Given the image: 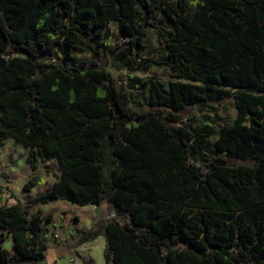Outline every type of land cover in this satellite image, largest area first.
<instances>
[{"label":"trees","instance_id":"16d2710c","mask_svg":"<svg viewBox=\"0 0 264 264\" xmlns=\"http://www.w3.org/2000/svg\"><path fill=\"white\" fill-rule=\"evenodd\" d=\"M157 10L171 24L160 64L173 80H150L144 105L95 59L42 55L59 42L67 57L85 50L110 23L114 49L139 55ZM227 98L233 124L219 128L213 155L193 160L213 126L186 118ZM4 138L28 148L30 169L57 163L36 203L106 205V218L74 230L71 252L103 234L104 264H264V0H0ZM48 241L20 201L0 205V264H39Z\"/></svg>","mask_w":264,"mask_h":264},{"label":"rangeland","instance_id":"374dc122","mask_svg":"<svg viewBox=\"0 0 264 264\" xmlns=\"http://www.w3.org/2000/svg\"><path fill=\"white\" fill-rule=\"evenodd\" d=\"M174 0H167L173 3ZM154 27L147 28L144 49L139 55L134 50L114 49L118 31L114 23H110L104 33L92 38L86 43L85 50H72L70 56H65V46L62 42L53 45L49 50L42 52L47 61H86L97 60L109 70L120 82L125 83L131 100L135 105H144L146 102V86L150 80H155L163 87L167 86L171 77L168 66L160 64L167 61L164 47V36L171 31V24L164 14L157 10L154 18ZM109 37L108 45H103V40ZM236 117V109L232 98L217 102H210L206 106L193 110L186 118V123L191 129L197 128L202 122L209 121L213 126L212 135L205 140L202 149L197 154H192V159L200 161L215 153L214 142L218 137L222 125H232ZM28 148L23 147L11 138H4L0 142V195L4 201L0 205H11L17 200L22 202L28 213L37 216L44 234L49 240V248L45 259L39 264H80L76 253L90 264H104L103 250L105 239L99 234L94 240L79 245L77 250L71 252L68 244L75 224L80 228H89L94 221L104 215H98L92 205H77L71 202L50 200L45 204L34 201V197L45 191L58 177L59 170L54 159L46 161L37 160L34 169L25 163ZM41 179L30 191H22L23 184L31 177ZM108 212L106 211V214ZM61 214V215H60ZM68 217L77 219V223ZM75 223V224H74ZM57 234L53 239L52 235ZM3 246L11 252V243L7 237ZM77 248V247H76ZM61 255L59 262L55 260Z\"/></svg>","mask_w":264,"mask_h":264},{"label":"crops","instance_id":"0c3cea01","mask_svg":"<svg viewBox=\"0 0 264 264\" xmlns=\"http://www.w3.org/2000/svg\"><path fill=\"white\" fill-rule=\"evenodd\" d=\"M55 200H59V199H55ZM64 200H60V202H63ZM22 203V202H21ZM23 204V203H22ZM93 206V208H94V211H95V213H96V216H94V218L93 219H95L98 215H104L102 218H106L108 215L106 214V211H107V207H106V205L103 203V204H100V205H92ZM61 215V214H60ZM68 219L69 220H73L75 223H77V219H74L73 217H68ZM74 223V224H75ZM75 229L76 228H80V227H78V226H76V224H75V227H74ZM74 229V230H75ZM83 229V228H82ZM84 229H86V228H84ZM74 232V231H73ZM73 232L71 233V236H72V234H73ZM84 244V243H83ZM83 244H81V245H83ZM78 247H80V246H78ZM78 247L77 248H75L74 250H77L78 249ZM48 250V249H47ZM47 250H46V252H47ZM76 252V251H75ZM59 256L60 255H58V257L55 259V260H57L58 262H59Z\"/></svg>","mask_w":264,"mask_h":264},{"label":"built area","instance_id":"2783aa9c","mask_svg":"<svg viewBox=\"0 0 264 264\" xmlns=\"http://www.w3.org/2000/svg\"><path fill=\"white\" fill-rule=\"evenodd\" d=\"M52 238H53V239L57 238V234H56V233L53 234V235H52Z\"/></svg>","mask_w":264,"mask_h":264}]
</instances>
